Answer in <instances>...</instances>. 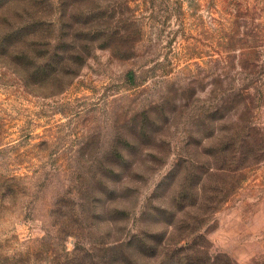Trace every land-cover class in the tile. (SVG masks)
<instances>
[{
	"label": "rangeland",
	"instance_id": "1",
	"mask_svg": "<svg viewBox=\"0 0 264 264\" xmlns=\"http://www.w3.org/2000/svg\"><path fill=\"white\" fill-rule=\"evenodd\" d=\"M43 2L0 46V264H264V0Z\"/></svg>",
	"mask_w": 264,
	"mask_h": 264
},
{
	"label": "trees",
	"instance_id": "2",
	"mask_svg": "<svg viewBox=\"0 0 264 264\" xmlns=\"http://www.w3.org/2000/svg\"><path fill=\"white\" fill-rule=\"evenodd\" d=\"M44 5L43 0H0V27H4V34L0 40V46L10 42L33 41L37 35L23 33V25L34 26L37 22L41 26V13ZM41 12V13H39ZM24 43V42H23ZM23 55L29 56L30 53L22 52Z\"/></svg>",
	"mask_w": 264,
	"mask_h": 264
}]
</instances>
